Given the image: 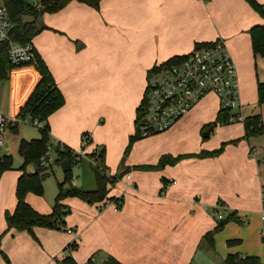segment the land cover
<instances>
[{
  "label": "crops",
  "instance_id": "1",
  "mask_svg": "<svg viewBox=\"0 0 264 264\" xmlns=\"http://www.w3.org/2000/svg\"><path fill=\"white\" fill-rule=\"evenodd\" d=\"M256 1L264 7V0ZM57 13L60 21L50 24L64 30L62 43L51 41L49 55L47 49L44 52L33 45L65 99L48 117L50 134L73 149L81 145L82 133L90 132L92 143L86 152L105 146L104 163L110 165L109 172L127 168L130 178L125 181L123 175L110 189V195L123 198L120 209L112 203L89 204L67 198L70 212L65 225L58 229L34 227L37 244L24 236L27 241L3 251L6 262L12 264L20 257V264H60L69 254L84 262L93 254L97 263L113 256L122 264H190L199 248H210L202 236L214 227V212L223 209L227 214H258L259 218L264 133L227 144L215 157H185L160 170L132 166L155 164L165 151L189 154L217 145L207 147L196 137L191 145L163 149L150 161L120 160L134 131L135 108L146 72L156 63L185 54L196 42H224L241 88V116L259 114L264 126V102L257 104L254 93L256 81H264V56L252 57L247 33L261 18L245 0H100L99 9L72 0ZM90 43L92 50H88ZM251 65L255 69L253 83ZM19 69H32L34 74L23 73L13 92L14 116L39 79L33 66ZM203 108L205 114L196 116L193 127V132L201 131L214 118L216 98L199 100L178 123L190 120ZM215 129L222 132L220 141L242 134V124ZM162 177L169 181L164 188ZM26 201L39 212L50 210L33 193L26 195ZM73 241L76 245L70 249Z\"/></svg>",
  "mask_w": 264,
  "mask_h": 264
},
{
  "label": "trees",
  "instance_id": "2",
  "mask_svg": "<svg viewBox=\"0 0 264 264\" xmlns=\"http://www.w3.org/2000/svg\"><path fill=\"white\" fill-rule=\"evenodd\" d=\"M7 7L10 20L13 23V27L10 31V38L18 43L26 44L31 43L32 39L39 31L36 28L40 26L43 29L45 26L42 24L41 16L44 12H56L62 9L72 0H40L39 6L30 5L26 0H2ZM84 3L94 9H99L100 0H75ZM248 6L259 15L261 22L251 25L248 30L250 51L252 57L264 56V7L256 0H245ZM24 16H30V20L23 19ZM216 40L208 42H196L193 48L210 46L214 44ZM33 45V44H32ZM7 42L0 41V79L6 78L13 67H23L26 65L33 66L39 73V79L34 85L33 89L25 99L24 103L19 107L16 114L17 119L31 116L32 118L42 120L44 122L43 127L40 128L41 136L39 138H33L30 140L20 139L17 145V153L22 158V164L19 167L20 173L15 181V206L9 211L4 212L5 231H27L30 234H34V227H44L49 229L62 228L65 225V216L70 212V207L64 202L67 197H76L86 203H104L105 200L120 201L117 204V209L121 208L123 198H119L110 195V189L118 183L121 177L127 172V168L119 171L115 174H107L108 167L104 163L105 158V146L101 145L98 149L95 147V151L88 153L90 158L95 157L97 164L93 166V173L95 179V187L93 189H83L70 183V168L74 164V152L71 147L64 144L62 149L57 146L54 150V158L57 164H62L64 160H68V168L64 171V181L58 183L57 194L54 199L53 206L47 213H42L36 210L32 205L26 201V195L33 193L35 195H41L43 191L42 181L46 175V169L49 165L41 163V156L46 150V146L49 141L50 127L48 124V117L60 108L64 102V96L58 86L56 85L54 78L48 69L45 61L40 53L33 46L32 59L25 65L13 66L10 64L7 55ZM183 54L172 56L163 63H174L181 60ZM23 73L34 74L32 69L20 70ZM148 71L146 72L147 75ZM145 75V81H146ZM28 85L27 90L31 86ZM256 103L260 104L264 102V81H256ZM146 85L144 87L142 97L135 108V116L133 120L134 131L128 136V142L124 148L123 155L127 156L134 144V142L140 137L139 123L143 115L145 105ZM235 113L229 109L218 108L215 118L204 124L201 131L210 128L212 129L216 124H226L233 120L229 117L234 116ZM242 124V134L233 139L220 141L218 146L210 150H200L196 153L189 154H163L159 157L155 164H141L132 166L141 170H160L166 165H173L185 157L203 158V157H215L219 155L225 145L237 144L240 140H247L249 137L260 135L264 132V126L261 123V117L259 114H249L242 116L240 119ZM18 123L16 122L11 126V130L17 131ZM88 132H83L81 135V146L85 144L86 136ZM123 164L122 162H120ZM28 164H34L35 170L33 172L26 171ZM12 166V156L4 155L0 157V172L10 169ZM123 167V166H122ZM65 182H69V186H64ZM162 187L164 188L169 181L162 177ZM162 188V190H163ZM261 192H264V173L261 178ZM261 208L264 210V200L261 202ZM220 220V219H219ZM233 220L239 222L238 216L235 212H230L226 215V221ZM223 223H217L214 227L207 231L202 238L211 246L212 235L218 231ZM237 240H227L226 243L235 242ZM76 242H71L68 247L73 249ZM93 254L86 260V264H94L91 261ZM60 264H78L77 261L69 254L60 259ZM227 264H264L260 262L259 258L254 255H241L236 253L227 254L225 258ZM100 264H122L113 256H107Z\"/></svg>",
  "mask_w": 264,
  "mask_h": 264
},
{
  "label": "rangeland",
  "instance_id": "3",
  "mask_svg": "<svg viewBox=\"0 0 264 264\" xmlns=\"http://www.w3.org/2000/svg\"><path fill=\"white\" fill-rule=\"evenodd\" d=\"M26 2L29 3L30 5L39 6L40 0H26ZM57 12H59V10L52 13L44 12L42 14L41 20H42V24L45 27L43 29H40V26H38L36 29L39 31L32 39V42L34 43L33 45L35 46L38 45L39 49H42L44 52L45 49H47L46 53L48 55L51 54L52 49L50 48L52 42L54 43V45H57L59 43L61 44L62 43L61 41L65 36V32L63 29H61L59 26H53L52 24H50V22L57 23L58 21H60L61 16L60 13ZM23 19L30 20L31 17L24 16ZM58 49H62V48H58ZM92 49L93 47L90 43L88 46V50H92ZM86 58H91V57L87 56ZM27 66L30 65H26L23 67H27ZM19 68L20 67H13L6 78L0 79V114H2L7 118H12L14 116L12 111L13 92L15 91V88L17 87L18 83L22 81V79L24 78V75L22 74ZM249 77L251 78V82L253 83V79H255V69L252 65L250 66ZM238 87L240 93L241 88L239 85ZM255 88H256V84H255ZM254 93L256 94L255 89H254ZM209 98H213L215 100L216 97L209 93L203 96L201 99L207 102V99ZM196 104L197 102L194 104V106ZM205 110L206 109L203 108L200 112H198V110L195 111L194 112L195 117L190 118V120L182 124L181 122L179 123L177 122L178 124L175 123L169 129V131L171 130L170 132L167 130L168 132L165 131L147 137H139L134 142L132 146L133 148L130 150L129 154L127 156H124L122 154L120 160L127 159L128 161L131 160L134 163H137L138 161H150V159L155 158L158 153H161L160 151H162L163 149L173 150V149L184 148L187 145L189 146V144L191 145L193 143L192 140L196 137L197 140L202 142L203 145H207V147L211 145H213L211 147H214L215 145L218 146V143L221 140L220 136L222 132L215 129L216 126L222 127L223 125L232 124V123L241 126L240 120H234L230 123H226L223 125L216 124L212 129H210L209 136L204 138L202 137V132L204 130L197 131L198 133L197 134L196 132H193L194 131L193 127L197 119L205 114L204 113ZM215 115L216 113L214 114V118ZM40 136H41L40 128L35 123L24 122L20 120L18 122L17 131H13V130L8 131L7 146L0 147V157L4 155L12 156L11 168L3 172H0V264H9L8 262H6V259L3 257V251H5L6 249L8 250L13 246L14 248H16L17 243L26 240L24 236L28 237L32 244H37V236L35 233L32 235L27 231H16V230H8L4 232L5 230L4 212L6 210L11 211L15 206V194H14L15 181L20 173L19 167L22 164V158L17 153V145L20 139L30 140L33 138H39ZM257 136H252V137H257ZM54 142L55 140L51 136L49 131L48 144H52ZM80 148L81 145L74 147L73 150H79ZM87 152L90 153V151ZM53 154H55L54 150H53ZM163 154H168V152L167 151H165V153L162 152L161 155ZM95 164H97V162L94 159L90 158L89 156L83 157L78 165L72 164L70 168L71 170L70 180H69L70 183L72 185H76L86 190L93 189L95 187V179L93 173V166H95ZM108 167H110V165ZM34 170H35L34 164H28L26 166V171L33 172ZM62 181H64V171L62 169V166L60 164H57L55 162V158L52 157L50 161V166H47L46 175L44 176V179L42 181V187H43L42 194L36 195V197H39L43 202H46L49 208L51 209L54 203L55 196L57 194V190H58L57 185ZM64 186H69V182H65ZM67 198H75V197H67ZM67 198L64 199V202ZM222 210L219 213L217 212V214H219V217L217 219H214L215 224L219 222V219L226 218L227 213L223 212ZM235 214L238 216L240 221L239 222H235L233 220L225 221L222 224V226L218 229V231L215 233L216 235L215 236L213 235L214 237L210 248H204V249L199 248L197 254L192 259L190 264H227L225 262V258L227 254H234V253H236L238 256H241L242 254L254 255L257 256L259 260H264V238L261 237V233L264 232V222L261 223L259 221L258 214H246V216L238 213ZM227 240H237V241L227 244L226 243ZM19 260L20 257L14 259L12 261V264H20Z\"/></svg>",
  "mask_w": 264,
  "mask_h": 264
},
{
  "label": "built area",
  "instance_id": "4",
  "mask_svg": "<svg viewBox=\"0 0 264 264\" xmlns=\"http://www.w3.org/2000/svg\"><path fill=\"white\" fill-rule=\"evenodd\" d=\"M12 27L13 23L10 20L7 7L0 0V41L7 42V55L10 64L22 66L32 59L33 45L31 43L21 44L12 40L9 34ZM145 85V105L139 123L140 137L169 130L196 102L209 93L216 97L218 108L229 109L235 113L229 119L240 120L242 118L235 66L222 40H217L210 46L192 48L183 54L178 62L154 64L148 70ZM20 120L35 123L40 128L44 125L42 120L31 116L17 119L16 115L7 118L0 114V147L7 146L8 131ZM84 138L86 139L85 144L74 152L75 165H78L83 157L88 156L85 148L92 143L91 133L88 132ZM63 145L60 141L48 144L40 158L41 163L49 165L52 157L54 158L53 150L55 147L62 149ZM92 159L95 160V157ZM107 174H111L109 170H107ZM129 178V173L124 174L123 179L125 181ZM116 197L119 198L120 196ZM260 197L262 202L264 192L260 193ZM104 203L103 205L112 203L117 209V204H120V201L105 200ZM214 214L217 219L219 214L215 212ZM259 218L264 220L262 208ZM68 232L71 230L68 229ZM261 237L264 238V232L261 233ZM90 259L94 264H100L96 262L94 257ZM77 263L86 264V260Z\"/></svg>",
  "mask_w": 264,
  "mask_h": 264
},
{
  "label": "water",
  "instance_id": "5",
  "mask_svg": "<svg viewBox=\"0 0 264 264\" xmlns=\"http://www.w3.org/2000/svg\"><path fill=\"white\" fill-rule=\"evenodd\" d=\"M209 132H210V128L205 129V130L202 132V137H204V138L208 137V136H209ZM68 163H69L68 160H64V161L62 162L61 166H62V169H63V170H66V169L68 168ZM225 220H226V218H221V219L219 220V223H223Z\"/></svg>",
  "mask_w": 264,
  "mask_h": 264
}]
</instances>
